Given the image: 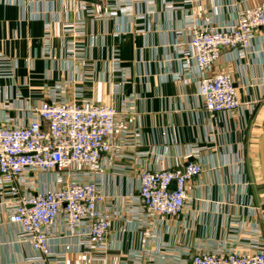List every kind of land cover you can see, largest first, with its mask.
Instances as JSON below:
<instances>
[{"label":"crops","instance_id":"crops-1","mask_svg":"<svg viewBox=\"0 0 264 264\" xmlns=\"http://www.w3.org/2000/svg\"><path fill=\"white\" fill-rule=\"evenodd\" d=\"M173 1V11L163 0H155L152 11L150 3L136 1L131 15L117 12L109 16L118 0L105 4L90 0H0V50L17 63L15 78L0 80V117L8 114L15 123H27L29 107L46 99V87L57 83L67 85L69 97L82 87L84 96L118 109L124 97H136L135 112L119 121L116 138L122 131L130 138L138 133L140 144L126 146L119 155H103L92 168L99 173L101 189L110 200L100 208L106 215L114 214L106 243L107 256L115 262L144 249L159 252L163 245V250L179 255L185 247L202 240L225 241L232 235L236 219L241 228L260 220L264 229V215L256 219L249 205L253 195L255 203L264 208L260 198L264 193L257 189L264 186L260 161L264 28L249 56L232 59L224 49L215 63V71L233 74L242 103L234 112L211 116L201 108L195 78L177 81L171 76L181 68L172 43L182 27L185 10H192L203 22L211 19L228 24L236 20L241 7L256 6L261 0ZM81 19L85 21L82 39L89 58L79 63L67 56L64 31ZM47 28L52 34V50L44 54L42 37ZM114 48L121 52L122 65L132 71L119 94H113V87L120 83L118 73L109 69ZM195 146L200 149L205 171L189 183L190 206L178 217H160L153 227L137 226L125 207L138 193L141 172L184 164L186 153ZM46 182L54 186V174ZM17 229L0 206V264H20L35 254L30 245L17 241ZM63 234L59 221L51 242L56 249L67 251L66 264L90 261L78 250L76 240ZM181 257L187 259L184 254ZM154 258V263L165 264L161 256ZM170 262H175L173 257Z\"/></svg>","mask_w":264,"mask_h":264},{"label":"built area","instance_id":"built-area-1","mask_svg":"<svg viewBox=\"0 0 264 264\" xmlns=\"http://www.w3.org/2000/svg\"><path fill=\"white\" fill-rule=\"evenodd\" d=\"M136 1L150 3V11L154 8L155 0H118L108 15H131ZM163 2L169 10L176 9L173 0ZM235 19L228 24H217L211 19L203 22L187 9L172 43L181 67L172 72V78H195L201 108L211 116L234 112L242 105L233 74L215 71L214 67L224 49H228L232 59L251 54L253 42L264 28V0L256 6L244 5L237 10ZM85 31L82 19L64 31L67 56L79 63L89 58V49L82 39ZM42 41L44 54L51 53L52 34L48 28ZM16 69V61L0 50V80L14 79ZM109 69L118 73L120 83L113 87V94H119L132 71L122 65L118 48L112 50ZM67 89L65 83L47 86L46 99L29 107L27 123H15L8 114L0 117V206L18 228L17 241L30 245L35 252L20 264H66L67 251L56 249L51 242L59 221L63 223V235L73 237L78 250L88 255L90 261L83 264H156V255L165 264H171L172 257L173 264H264L262 223L258 220L241 228L238 219L225 241L202 240L185 247L182 254L187 259H182L181 253L166 251L168 248L163 250L164 245L159 252L144 249L123 261L109 259L106 241L114 214L106 215L100 208L110 200L101 189L99 173L92 168L103 155H119L126 146L140 144L138 133L130 138L122 131L121 137L116 138L119 121L135 112L136 97H124L118 109L84 96L82 87H77L72 97ZM251 109H256V101L251 103ZM199 156L200 149L195 146L186 153L184 164L141 172L138 193L125 207L137 226L153 227L160 217L183 214L192 201L189 183L205 171ZM51 174L55 185L49 187L46 178ZM244 183L250 185L248 181ZM249 205L251 215L258 219L263 207L255 203L253 195Z\"/></svg>","mask_w":264,"mask_h":264},{"label":"water","instance_id":"water-1","mask_svg":"<svg viewBox=\"0 0 264 264\" xmlns=\"http://www.w3.org/2000/svg\"><path fill=\"white\" fill-rule=\"evenodd\" d=\"M91 2H98L99 4H103L102 2L96 1V0H90ZM260 161H261V167H262V172L264 176V132L261 137V142H260Z\"/></svg>","mask_w":264,"mask_h":264},{"label":"rangeland","instance_id":"rangeland-1","mask_svg":"<svg viewBox=\"0 0 264 264\" xmlns=\"http://www.w3.org/2000/svg\"><path fill=\"white\" fill-rule=\"evenodd\" d=\"M262 185H264V180H263V184ZM262 187H264V186H262ZM262 187L260 189L259 188H257V189H258V191L260 190L261 193H264V188H262ZM260 198L264 199V196L263 197H260ZM262 214L264 215V208H263Z\"/></svg>","mask_w":264,"mask_h":264}]
</instances>
